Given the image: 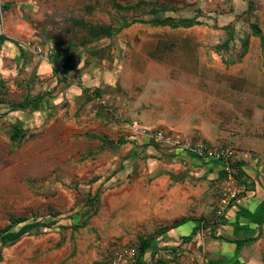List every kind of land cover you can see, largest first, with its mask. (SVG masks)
<instances>
[{"label": "rangeland", "instance_id": "1", "mask_svg": "<svg viewBox=\"0 0 264 264\" xmlns=\"http://www.w3.org/2000/svg\"><path fill=\"white\" fill-rule=\"evenodd\" d=\"M194 17L203 23L150 22ZM253 24L264 37V0H0V35L13 42L0 45V229L11 216L55 223L3 247L0 264H109L120 250L185 222L177 232L188 236L197 225L190 218L200 229L172 264H206L207 239L233 236L216 218L218 182L129 127L231 146L250 157L242 159L247 191L264 183V45ZM45 42L53 54L73 53L76 70L66 81L32 50ZM43 93V108L11 109ZM15 126L22 137L13 140ZM167 175L181 183L184 213L174 219L147 200L142 207L153 213L139 221L132 195L147 182L140 178L162 188ZM175 191L166 185L161 195L171 204ZM259 233L219 264H264Z\"/></svg>", "mask_w": 264, "mask_h": 264}, {"label": "crops", "instance_id": "2", "mask_svg": "<svg viewBox=\"0 0 264 264\" xmlns=\"http://www.w3.org/2000/svg\"><path fill=\"white\" fill-rule=\"evenodd\" d=\"M12 43V41H0V45H4L7 43ZM47 42L43 43L46 44ZM6 46V45H5ZM25 48V47H24ZM19 59V58H18ZM143 142L148 141L151 143L150 140L147 141V139L143 138ZM152 148V146H149ZM155 147V146H154ZM156 151V150H155ZM151 152V154L156 153V152ZM164 151L166 152L165 154L170 156L176 161L181 162V164L187 166L188 168L194 167V168H201L204 167L206 168V172H208L209 179L211 180H216L219 184V197L221 195V189H222V181H223V170L222 166L219 163H209L206 160L199 159L187 152L181 151V150H172V149H167L164 148ZM242 154V153H241ZM237 156V151H236V165L237 167L240 166L242 170L245 171L246 177L243 179L244 181H247L248 179V169L244 166V163L242 162L244 160L249 161L246 156ZM160 158L154 157L150 160V164L152 166H157L158 161ZM251 161V160H250ZM250 170V166H247ZM140 176V175H139ZM138 177V175L136 176ZM146 177V176H145ZM164 184L162 185V188H154V183L153 184H147V182L150 181H155V178H140V182L147 180V182L144 184L142 189L139 191H135L134 195H132V198L134 200V206L132 207V210L137 209L139 211V216L137 218L139 221H144L147 219L151 213V211H148L143 208L142 205L145 201H149L152 207L151 210L156 209V206L158 209H162L163 207H166L167 210H170V212L173 214L175 217L174 219L178 218L177 216L180 214H183L185 211L184 207L187 204L188 200H185L178 192L177 190L181 186V183L177 182L174 183L171 181L172 178L167 175V176H162ZM167 180V183H166ZM173 180H175L173 178ZM159 182V181H158ZM172 182V183H171ZM144 183V182H143ZM157 185V184H156ZM170 186L171 189L174 190L176 188V191L174 192L175 195V201L172 202L171 204L168 202L166 199L165 195H161V192L164 189V186ZM115 198V197H114ZM118 199V197H117ZM164 199V200H163ZM162 200V201H161ZM120 201V200H119ZM117 203V202H116ZM120 202H118L119 204ZM218 204V203H217ZM217 207V206H216ZM117 210V208H116ZM146 210V211H145ZM162 214L163 213H158ZM166 214V213H165ZM156 217V216H155ZM186 218H182L180 220H185ZM189 219V218H188ZM200 220V219H199ZM198 219L196 218H190L187 221H193L197 223L196 227L199 225ZM214 221V220H213ZM186 223V222H185ZM185 223H182L178 226H175L172 228L170 231H166L162 233L159 237L156 239L161 242L160 246H178L182 243V238L186 237L187 235H179L177 232L178 227L181 225H184ZM205 222H203L204 224ZM211 223V222H208ZM216 223V221H215ZM220 226L223 228H227L228 231L232 232L233 236L228 237L232 239H242V238H251L255 237L258 235L259 228L262 227L264 229V183L262 184H256V186H251V189L247 191V193L241 195L237 201H235L230 208L227 210L225 215L220 218L219 222ZM216 225V224H215ZM194 227L193 229H195ZM227 231V233H228ZM193 233V231L188 234L190 236ZM226 236L227 235H223ZM207 248H208V255H209V260L207 261L206 264H219L221 261H224V257L226 258L228 255L226 253H231L232 249L235 250V252L238 250L237 245L234 243H228V242H222L215 237H212V239H207ZM194 243V240H193ZM192 243V244H193ZM206 244V245H207ZM230 245L227 249H224V245ZM198 248H201V244L198 243L196 244ZM111 263V262H109ZM101 264V263H99Z\"/></svg>", "mask_w": 264, "mask_h": 264}, {"label": "trees", "instance_id": "3", "mask_svg": "<svg viewBox=\"0 0 264 264\" xmlns=\"http://www.w3.org/2000/svg\"><path fill=\"white\" fill-rule=\"evenodd\" d=\"M7 7V6H6ZM151 25L157 26V27H169L172 29H177L179 27L182 28H191L196 25H201L203 22L199 21L197 17L194 18H185L182 20H173L171 18H166V19H156L150 21ZM252 34L253 36L257 37L260 39L262 45H264V37L262 35V31L260 27L257 24L252 25ZM232 26H227L225 27V30L227 32H230L232 34ZM233 36H231L232 38ZM225 41L223 44V47L228 48L230 39ZM0 41H9L6 36L0 35ZM243 45L245 50L248 49V40L243 39ZM73 53L70 51L66 50L64 54H53L50 63L53 64L54 71L55 73L60 76L59 82L66 81L69 79L71 73L75 71V66L73 62ZM47 94H38L35 96L27 95L21 102L14 103L13 106H11V109L13 111H27V110H39L43 108L45 102H46ZM15 130L12 132L11 138L13 140H16L19 137H22V129L19 128L18 126H15ZM142 138V137H141ZM145 138V137H144ZM147 141L149 140L148 138ZM151 141V140H150ZM119 143H125L124 140H122ZM146 145L148 146H155L158 147L159 145L152 142L151 143L148 141L145 142ZM209 163H213V161H208ZM215 163V162H214ZM236 177L245 183L243 180L246 175L245 171L242 170L239 167H237V172H236ZM247 185V184H246ZM99 192L95 194L94 198H91L89 204L94 203L96 199L99 197ZM88 218L84 219L79 222V224L76 227H81L85 224H87ZM55 225L54 222L52 221H47V222H41L38 220H32L29 221L26 218L23 217H10V224L6 226L5 228L0 229V258H1V253L3 247H10L12 245H15L18 243L23 237L26 235H29L33 233L35 230L44 227V228H51ZM211 224H203V228H209ZM212 226V225H211ZM215 226V224H214ZM200 228H195L193 230V233L190 236H186L182 238V243L178 246H160L161 242H159L156 237H148L139 242L138 246V252H139V259L136 264H172L176 263L177 259L179 257V250L182 249V246L185 244L191 243L193 240L194 236L198 233ZM262 230V227L259 228V231ZM212 237H215V239L222 241V242H228V243H234L237 245V249L241 248L242 246L255 242L260 239V233L252 238H242V239H232L228 238L226 236L220 235L217 236L216 233L212 235ZM161 252H164L161 254ZM150 261V262H148ZM111 264V263H109Z\"/></svg>", "mask_w": 264, "mask_h": 264}, {"label": "built area", "instance_id": "4", "mask_svg": "<svg viewBox=\"0 0 264 264\" xmlns=\"http://www.w3.org/2000/svg\"><path fill=\"white\" fill-rule=\"evenodd\" d=\"M31 46H27L30 49ZM32 48V47H31ZM32 50L43 60H50L53 55L52 46L48 44L35 45ZM130 131L134 135L148 138L163 148L181 150L199 159L219 163L223 170L221 195L216 207V218H222L230 206L247 192V185L236 177V151L225 144H206L202 140H191L189 137L167 136L163 131H147L131 124ZM139 259L138 246L124 248L114 254L111 264H136Z\"/></svg>", "mask_w": 264, "mask_h": 264}]
</instances>
